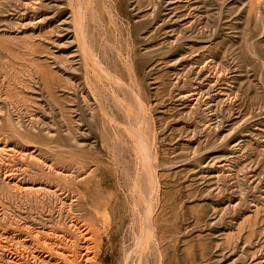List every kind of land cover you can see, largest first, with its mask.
<instances>
[{
	"label": "rangeland",
	"instance_id": "rangeland-1",
	"mask_svg": "<svg viewBox=\"0 0 264 264\" xmlns=\"http://www.w3.org/2000/svg\"><path fill=\"white\" fill-rule=\"evenodd\" d=\"M0 264H264V0H0Z\"/></svg>",
	"mask_w": 264,
	"mask_h": 264
}]
</instances>
